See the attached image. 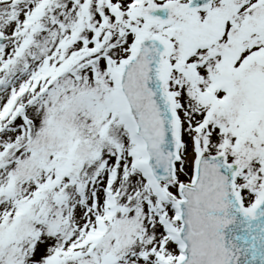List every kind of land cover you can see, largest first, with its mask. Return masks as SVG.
Instances as JSON below:
<instances>
[{
  "label": "snow or ice",
  "instance_id": "6c2138e0",
  "mask_svg": "<svg viewBox=\"0 0 264 264\" xmlns=\"http://www.w3.org/2000/svg\"><path fill=\"white\" fill-rule=\"evenodd\" d=\"M0 264H264V0H0Z\"/></svg>",
  "mask_w": 264,
  "mask_h": 264
}]
</instances>
